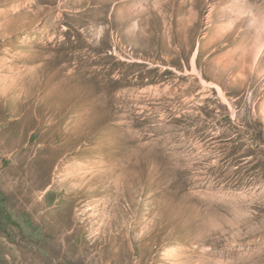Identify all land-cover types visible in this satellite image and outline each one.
<instances>
[{"label": "rangeland", "instance_id": "1", "mask_svg": "<svg viewBox=\"0 0 264 264\" xmlns=\"http://www.w3.org/2000/svg\"><path fill=\"white\" fill-rule=\"evenodd\" d=\"M0 264H264V0H0Z\"/></svg>", "mask_w": 264, "mask_h": 264}]
</instances>
